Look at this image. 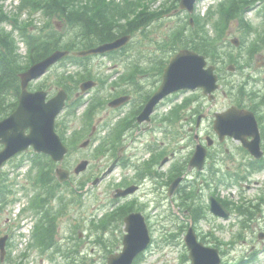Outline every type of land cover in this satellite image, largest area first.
Returning a JSON list of instances; mask_svg holds the SVG:
<instances>
[{"label": "rangeland", "instance_id": "1", "mask_svg": "<svg viewBox=\"0 0 264 264\" xmlns=\"http://www.w3.org/2000/svg\"><path fill=\"white\" fill-rule=\"evenodd\" d=\"M165 0H159L157 3L154 4L153 9H158L161 4ZM217 3L216 0H202L199 2L196 8L197 14H201V16H204L208 9L212 6H215ZM16 4L15 0H9L6 3L7 9L12 10V6ZM263 9V6L261 7V10ZM136 9H129V14L133 15L136 13ZM258 9H255L254 11L249 12L246 15V19L250 20L252 22H255V24L259 27L260 31L264 30V21L259 19L257 16ZM186 16L184 14L181 15H167L163 19L153 23L151 27L149 28V31L147 33V37H140L137 39V43L135 46V49H139L141 52H143V55H151L153 51L156 48V44L154 45L156 40L165 38L166 35L175 29L182 21H185ZM229 40L232 38V36L236 35L238 36L237 31H230ZM22 54L26 52L25 46H21ZM229 50L234 54V56H238L241 52L240 50L229 48ZM133 54L137 55L139 54V51L133 52ZM109 59V58H108ZM106 58H98L93 60L92 69L96 68H102L105 64V67H109V60ZM112 66H115L114 63H111ZM118 69H121L125 67L123 63L120 64V66L116 65ZM63 69L62 66L54 69L51 74L46 78L43 79L42 82H45V85L47 86L46 91L49 90V86L52 85V78L57 72H61ZM106 70V69H105ZM260 76V74H259ZM234 80L237 79V77H233ZM157 78L156 76L152 79L144 82V85L147 86L148 89L153 88L154 84L156 83ZM41 81L34 83L33 87H35L37 84H39ZM55 85V83L53 82ZM157 83L156 85H158ZM155 85V86H156ZM224 86V85H223ZM45 90V89H44ZM189 94H185L178 98L176 102L181 101L183 98H186ZM142 98L138 96L137 100H141ZM175 99V98H174ZM219 100L222 101H228L224 96L220 95ZM125 111V110H124ZM161 112H165V109ZM109 115L112 117L114 114L109 112H102L95 121V124L97 123L99 117H104ZM79 116V111H78ZM80 124L76 121L69 124V128L66 130L65 135L67 138H70L72 134L79 130ZM145 125L139 126L136 130H134L131 134L132 140L134 141V138H137V136H140L139 139L136 140V142L130 144V147L128 148V151L126 153L127 157L131 158V162H139L138 158L144 153V148L142 147L145 143H157L160 144L162 141H167L172 146L171 137H166L164 134L158 132H155L154 126L152 129L146 131L144 129ZM179 125L176 129H178ZM186 129V128H185ZM182 132H185L183 128L180 129ZM87 139V136L79 141L77 146H74L71 150L69 157L67 158L65 162V166H69L70 164L72 167L83 159H88L91 161V166L89 170L86 172L87 178H95L98 177V175H101L103 170V167L106 166V164L110 161L111 158H105L97 160L94 156V145L89 146L85 149L81 148V143ZM190 141L191 139H180L179 147H180V153L185 158L190 155L192 152L190 147ZM94 156V157H93ZM27 158V157H26ZM147 159H150L148 157ZM22 160V157L17 158L14 160L11 164L7 165L4 169L5 175L10 179V181H13L17 176V172L14 170V167L17 165L18 162ZM103 165V167H101ZM173 166V163L170 165H167L164 170L167 171L164 182L168 180L167 176ZM75 167V166H74ZM74 167L72 169L67 168L73 173ZM26 169H24L21 174L23 175ZM164 171V172H166ZM135 174V171L132 170H118L113 174V176L106 179L103 183H101L99 186H96L92 188L91 184L90 187L84 190L83 193L85 195L81 198V204L72 205L68 211V214L66 218L62 221L59 229V242L64 246L65 250H74L76 252L74 254V264H107V257L109 256V253L103 249V247L96 242V235H91V220H94L96 223H99L101 221V214L99 213L101 207H105L108 204L112 203L113 201V195L114 190H110L109 187L113 186L115 183H119L122 179L125 177L132 178ZM73 176L75 180L80 183L81 177L75 176L73 173ZM82 178H85L83 176ZM18 182L21 186H29L28 180L25 177V179L18 178ZM75 182V184L77 183ZM264 182V179L263 181ZM75 186V185H73ZM153 185L150 182H147L144 185V188L142 191H140L136 196H139L140 203L146 202L145 205H140L142 207V210L146 213V215L149 217L150 221V229L153 234V240L154 243L152 247L145 253L144 258L142 261H140L138 264H191V261L188 258V250L184 243V236L186 234L185 230L189 225H194V222L190 218V212L185 211L184 207L181 205V199L178 196L175 200L169 199L164 193L160 192V197L158 194H153V191L151 188ZM163 187V185H162ZM167 186H164L163 189H167ZM67 188H64L63 191L67 192ZM225 193L232 194L234 193V199L233 202L238 204L239 198L242 197H255V191L254 190H246L245 193H241V189L239 187H232L231 189L224 188L223 189ZM222 190V191H223ZM232 190V191H231ZM35 194V191L32 193ZM23 196V195H22ZM17 197H21L20 194L17 195ZM24 197H21L22 202H24ZM149 199L154 200L152 203L149 202ZM158 201L165 203L166 208L161 211L156 210L155 208L158 205ZM150 203V204H149ZM149 205V207H148ZM203 208V211L205 212L207 218H205L202 221H199V227L204 232H212L214 236L222 243V246L218 244L214 240H209L208 245H219L221 251H223V263L224 264H240L242 261H246V264H264V240L259 239V234L261 232H264V211L263 215H258L255 218V221L252 222L251 227L260 228L252 229L251 231H244L242 239L237 240L235 236L240 232V218H238L236 215H233L229 220H222L214 217L209 210L206 209L207 203L206 198L203 200V205H201ZM167 209V212H165ZM9 209L6 215L0 216V231L2 233H6V229L9 228L12 230V228L15 226L18 227L19 223L22 222H32L31 214L25 216L20 220V222L16 219H14L11 214H9ZM99 215V216H98ZM167 215L170 216V219L167 217ZM94 218V219H93ZM7 220V222H5ZM174 225L176 226L174 228ZM173 229H170V228ZM179 227V228H177ZM180 228L185 229L184 233L182 234L180 232ZM93 229V228H92ZM187 231V230H186ZM76 233V234H75ZM83 233L82 241L79 242L76 239L77 234ZM172 244L167 243L168 234H172ZM109 235H105V241L109 238ZM120 238V235H117ZM112 240H115L113 238ZM16 242L17 245V251L13 252V257L17 258L20 264H58V263H51L48 260L45 259V257H41L36 251H31L29 253V256L27 258H20L19 256L23 253L20 252L18 248L19 242L18 238L16 240L14 239V243ZM234 242V243H232ZM116 246V245H115ZM255 247V248H254ZM254 248V250H252ZM115 252H118L121 249V244L119 243L117 247L113 248ZM255 256L256 261L255 262H249L253 257ZM59 264H68L66 261H61V258L58 259ZM249 262V263H248Z\"/></svg>", "mask_w": 264, "mask_h": 264}, {"label": "water", "instance_id": "2", "mask_svg": "<svg viewBox=\"0 0 264 264\" xmlns=\"http://www.w3.org/2000/svg\"><path fill=\"white\" fill-rule=\"evenodd\" d=\"M195 1L183 0L182 7L192 12ZM127 40V38L120 40L115 47L125 44ZM56 60L57 56H53L33 67L31 72L24 76V89H26L30 80L43 75ZM205 66L204 57L188 51H183L177 55L166 71L163 86L150 101L143 118H148L158 101L171 92L198 87L204 88L206 93L214 91L217 88V78L213 74V68L205 70ZM62 106V97L46 104L43 94L23 92L17 111L10 118L0 122V144L5 145V149L0 152V170L5 161L26 150L31 145L37 151L52 155L56 161L63 160L67 150L54 132L55 117ZM143 118L141 121L144 120ZM240 125L239 122L230 123V127L234 129H237ZM28 129H30V134L26 135ZM85 166L86 164L79 167L77 172L84 169ZM212 211L223 217L229 215L223 207L215 202H213ZM126 222L128 235L125 236L124 251L118 256H112L109 259V264H132L134 259L150 244L151 239L143 216L140 214L132 215ZM186 242L191 250L190 258L193 260V264H220L218 250L205 248L198 243L192 230L186 237ZM0 247L3 248V245Z\"/></svg>", "mask_w": 264, "mask_h": 264}, {"label": "trees", "instance_id": "3", "mask_svg": "<svg viewBox=\"0 0 264 264\" xmlns=\"http://www.w3.org/2000/svg\"><path fill=\"white\" fill-rule=\"evenodd\" d=\"M2 0H0L1 2ZM255 0H239L233 1L227 7L224 17L228 22L234 18L238 11L245 6L250 5ZM136 4V1L127 3L120 7L114 2H106V0H91L87 3L80 0H26L23 1L20 11L31 9L30 11H43L44 16L51 21V26L54 20H64L66 24L73 28L81 30L80 43L84 46L95 45L96 43L109 42L116 39L119 35L134 33L142 28H145L151 21L160 17L162 13L150 12L148 9H141L140 5L135 6L138 13L128 15L125 8ZM173 8L176 3L172 4ZM125 20V24L121 21ZM9 21V18L4 14L0 6V120L7 116L15 107L17 97L20 94V81L18 74L28 68L27 65H22L21 56L18 54V47L15 40L9 36L3 29L2 24ZM15 27L24 30L23 36L30 47L29 63L39 62L57 49L58 45L55 42L46 41L39 42L36 36L29 35L28 26H22L19 20H14ZM182 33L178 36L181 37ZM187 45H191L196 51H200L208 56L213 55L214 51L207 42L206 35L200 41L190 39ZM41 179L43 181H53L51 170L47 166L41 167ZM242 212L249 213V210L240 208ZM239 209V210H240ZM55 236V225L50 223L40 232V240L42 243L48 240L53 243Z\"/></svg>", "mask_w": 264, "mask_h": 264}, {"label": "flooded vegetation", "instance_id": "4", "mask_svg": "<svg viewBox=\"0 0 264 264\" xmlns=\"http://www.w3.org/2000/svg\"><path fill=\"white\" fill-rule=\"evenodd\" d=\"M246 71L253 72L249 66L244 68V72ZM248 75L250 76L251 74L248 73ZM253 83L255 84V80L253 81ZM252 97H255V93ZM206 106L203 107L205 110L204 112L200 111L199 117L202 116L204 120H207L208 125L205 128V139H201V141H205L208 145L209 141H211L208 152L209 169L215 172L216 178L220 177L222 180L228 178L229 176H231L232 178H238L240 182L242 180H247L246 177H251L250 172L255 168V160L249 156L246 150L241 151L239 148V144H237L235 141L231 139H228L222 143L217 141V135L214 131L212 118H215L218 113L225 111L231 106H234L239 109H247L252 111L254 115L256 114V117L259 119V122H261V113H258V111L255 109V100H253V103L244 101L232 103L223 110H215V105L211 103L206 104ZM192 130L193 129H190V131ZM200 130H202V127L200 128ZM225 171L227 172L224 173ZM254 174L255 172L253 173V175Z\"/></svg>", "mask_w": 264, "mask_h": 264}]
</instances>
